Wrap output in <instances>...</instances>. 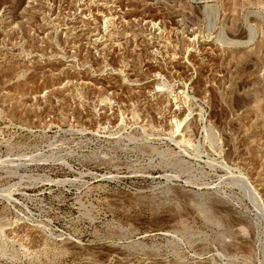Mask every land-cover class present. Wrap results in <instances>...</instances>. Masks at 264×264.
<instances>
[{
  "label": "rangeland",
  "instance_id": "rangeland-1",
  "mask_svg": "<svg viewBox=\"0 0 264 264\" xmlns=\"http://www.w3.org/2000/svg\"><path fill=\"white\" fill-rule=\"evenodd\" d=\"M0 264H264V0H0Z\"/></svg>",
  "mask_w": 264,
  "mask_h": 264
},
{
  "label": "bare ground",
  "instance_id": "bare-ground-1",
  "mask_svg": "<svg viewBox=\"0 0 264 264\" xmlns=\"http://www.w3.org/2000/svg\"><path fill=\"white\" fill-rule=\"evenodd\" d=\"M252 3V2H251ZM249 40L251 41V39L249 38ZM249 40H247V41H249ZM256 102V101H255ZM255 102H253V103H255ZM252 103V104H253ZM256 103H258V102H256ZM251 105V104H250ZM253 105H255V104H253ZM258 105L260 106V104L258 103ZM259 106L257 107V108H259ZM254 107V106H253ZM259 115V114H258Z\"/></svg>",
  "mask_w": 264,
  "mask_h": 264
}]
</instances>
